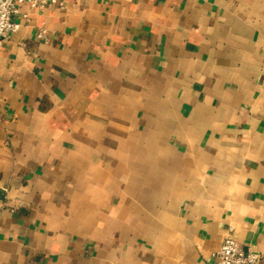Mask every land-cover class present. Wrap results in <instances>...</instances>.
I'll return each mask as SVG.
<instances>
[{
	"label": "crops",
	"instance_id": "0c3cea01",
	"mask_svg": "<svg viewBox=\"0 0 264 264\" xmlns=\"http://www.w3.org/2000/svg\"><path fill=\"white\" fill-rule=\"evenodd\" d=\"M21 12L0 38V264H219L228 236L264 263V0Z\"/></svg>",
	"mask_w": 264,
	"mask_h": 264
},
{
	"label": "built area",
	"instance_id": "2783aa9c",
	"mask_svg": "<svg viewBox=\"0 0 264 264\" xmlns=\"http://www.w3.org/2000/svg\"><path fill=\"white\" fill-rule=\"evenodd\" d=\"M24 5L37 10H44L49 6L63 8L65 0H0V38H9L21 29V24L15 21L16 16L29 19L27 13L21 12ZM47 36L46 29H41L37 35L41 40H46ZM218 258L219 264H264L261 255L245 253L232 236L223 241Z\"/></svg>",
	"mask_w": 264,
	"mask_h": 264
}]
</instances>
